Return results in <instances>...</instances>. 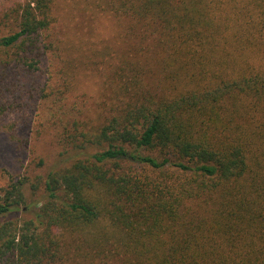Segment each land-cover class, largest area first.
Segmentation results:
<instances>
[{
	"label": "trees",
	"instance_id": "trees-1",
	"mask_svg": "<svg viewBox=\"0 0 264 264\" xmlns=\"http://www.w3.org/2000/svg\"><path fill=\"white\" fill-rule=\"evenodd\" d=\"M55 2L26 0L0 47L75 62L70 39L42 38ZM103 8L100 16L124 21L125 45L97 74L94 112L56 136L62 153L78 155L31 184L40 194L32 217L0 223V259L264 264V0H110ZM75 82L62 78L58 93ZM23 183L5 189L0 215L26 203Z\"/></svg>",
	"mask_w": 264,
	"mask_h": 264
},
{
	"label": "rangeland",
	"instance_id": "rangeland-1",
	"mask_svg": "<svg viewBox=\"0 0 264 264\" xmlns=\"http://www.w3.org/2000/svg\"><path fill=\"white\" fill-rule=\"evenodd\" d=\"M89 1L56 0V18L42 35L46 42L70 39L72 53L78 57L75 62L60 63L52 50L38 58L23 59L17 47H0V198L19 179L24 181L26 197V203L10 215H0V223L11 219L19 224L32 217L40 194L33 193L31 184L37 182L39 174L45 177L50 169L69 164L78 155L75 151L62 153L56 136L69 128L70 119H84L94 112L99 97L97 74L116 62L120 45H125L121 37L124 21L108 12V16H100L110 0L95 7ZM25 2L0 0V38L17 31V8ZM71 74L80 85L75 82L73 90L59 94L62 78ZM41 89L48 95L43 96ZM151 154L160 159L156 152ZM0 264H5V259H0Z\"/></svg>",
	"mask_w": 264,
	"mask_h": 264
}]
</instances>
